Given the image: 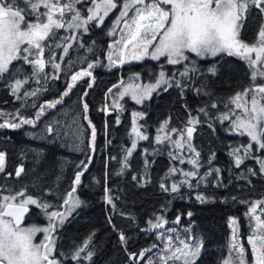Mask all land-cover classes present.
<instances>
[{
	"label": "trees",
	"instance_id": "obj_1",
	"mask_svg": "<svg viewBox=\"0 0 264 264\" xmlns=\"http://www.w3.org/2000/svg\"><path fill=\"white\" fill-rule=\"evenodd\" d=\"M90 6L89 0L76 5L83 12ZM262 25L264 13L250 8L242 21L240 39L249 45L256 43ZM116 38L110 37L107 27L90 24L88 32L80 33L65 55L62 71L57 73L59 79L49 78L46 84L41 79L36 87L33 67L23 60L11 65V76L5 74V78L0 79V113L15 114L19 111L31 118L41 104L62 96L66 83L71 82L70 74L81 69L91 72V76L81 78L78 83L76 81L69 96L63 97V102L57 105L55 111L41 117L36 127L0 128V152L6 155L5 172L12 174L0 173V188L24 190L38 201L46 203L48 200L51 203L49 207L54 208L61 204L56 200L65 199L67 192L72 190L76 174L83 171L81 208L57 233L62 264H78L72 255L89 238L88 250L92 256L83 264H146L147 260L162 253L156 256L160 247L154 246L161 229L149 224V221L155 223L158 218L168 221V225L175 227L173 230L179 233L192 229L193 234L202 240L203 253L195 264H222L231 237L230 219H238L243 235L248 232V221L243 214L251 202L264 200V174L259 173L256 159H245L239 168L236 167L233 149L243 150L249 140L246 136L236 135L230 120L221 117L232 110L231 98L236 93L251 88L253 83L264 81L257 78L253 82L247 62L227 54L214 58L188 54L189 61L175 66L169 65L166 59H145L129 64L131 59L121 69L106 71L108 52ZM52 52L61 63L63 51L52 45ZM48 55L47 49L45 58ZM88 64L93 67L88 69ZM213 66L215 74L209 71ZM186 67L187 75H181ZM45 71L50 75L53 72L50 67H46ZM161 72L166 75L170 86L154 92L143 106L137 107L126 100L120 110L113 106L117 84L121 80L124 84L138 74L147 77ZM17 79L27 81L25 88L35 90L44 85L47 90L40 91L36 97L17 98L9 88V84ZM109 89L112 91L109 92ZM85 92L87 95H84ZM85 103L88 105L87 113L83 108ZM68 108L81 115L86 127V144L80 151L60 149L58 143L51 140L54 136L47 141L42 140V129L59 111ZM190 120L199 122L190 125ZM165 122L169 132L176 130L171 133L174 138L182 130L194 128L188 141L191 148L188 146L189 151L183 154L189 160L195 158V152L200 153L196 158L198 176L190 177V182L186 184L180 183L185 179L180 170L196 169L188 160L180 164L173 159L172 153L167 151L169 145L166 140L157 142L159 133L155 134ZM134 126L147 139L138 142L131 151L132 155L127 156ZM92 127L96 130L95 141L92 140ZM168 140L170 142L171 139ZM126 156L127 166L124 163ZM253 156L264 157V152L257 150ZM68 158L70 164H66ZM20 167L24 168V172L16 177L15 172ZM173 167L177 169L176 174H170ZM249 169L256 170L257 174L251 175ZM204 175L208 177L205 179ZM161 183L168 187L177 183L179 190L164 191ZM189 184L192 186L189 187ZM31 209L26 224L42 225L47 215L45 210L32 205ZM121 233L126 242L120 240ZM141 252L145 253L141 261L130 258V253Z\"/></svg>",
	"mask_w": 264,
	"mask_h": 264
},
{
	"label": "snow or ice",
	"instance_id": "obj_2",
	"mask_svg": "<svg viewBox=\"0 0 264 264\" xmlns=\"http://www.w3.org/2000/svg\"><path fill=\"white\" fill-rule=\"evenodd\" d=\"M83 3L84 0H0V79H4L5 74L11 76L9 66L17 60H23L32 65L33 74L38 78L37 83H40L41 79L44 84L49 78L59 79L60 76L57 73L61 70V63L52 52V45L55 44L64 54H67L72 47L71 42L77 39L76 30L82 29L86 32L90 24L102 26L110 13L115 11L117 14L108 31L110 36L118 35V39L114 40L108 52V60L112 65L122 66L130 59L139 60L145 56L154 60L165 57L168 64L176 65L189 61L190 57L187 53L200 58L217 57L223 53L245 60L253 82L257 78L264 81V25L258 32V40L252 45L243 42L239 37L245 14L250 8L264 13V0H89L91 6L86 12L76 7L77 4ZM60 29H65L72 34L58 37L57 32ZM57 40L61 42L57 43ZM46 48L49 50L47 58L44 56ZM46 67L53 70L51 75L45 71ZM92 67V64L87 65L88 69ZM209 71L215 74V66ZM187 73L186 67L181 75H187ZM160 75L161 80L154 85L140 86L139 89L129 86L119 95L123 97L131 90L133 99L139 103L161 83H167L164 80V73L161 72ZM85 76H91V72L81 69L70 74L71 82L66 83V90L63 91L62 96L41 104L31 118L21 115L19 111L15 114L0 113V121H2L0 128L18 129L23 125L36 127L37 122L46 114V109H55L61 104L63 97L69 96L76 81ZM26 82L17 79L9 84L12 94L17 98L25 99L36 97L40 91L47 90L42 85L39 89L25 90L22 95H18L22 84ZM111 91L109 89V92ZM84 95L87 93L85 92ZM231 102L235 108L241 110L239 113L231 114L232 127L250 140L243 150L233 149L235 165L239 168L245 159H256L260 166L259 173L264 174V157L253 156V152L257 150L264 152V82L253 83L251 88H246L242 93H236L231 98ZM113 106L119 107L115 104ZM83 108L87 113L86 103ZM5 116H7L6 119ZM84 118L87 119V116L85 115ZM221 119H230V117L224 115ZM198 122L190 120L189 124ZM89 124L91 125V121ZM166 124L167 122L161 127V131ZM46 130L49 134L53 133L51 126H48ZM171 131L176 130L171 129ZM193 131V127H188L186 137L185 132H180V139L173 140L172 143L177 148L183 149L184 142L191 140ZM133 132L141 139H147L135 126ZM95 135V127H92L93 141H95ZM157 142H162L159 136ZM136 147V143L133 142L131 149ZM189 148H191L190 144ZM192 151L195 150L192 149ZM131 154V150H127V156ZM199 155V152H195V158L187 161L196 169L195 171L180 170L185 178L180 182L181 184L188 183L190 177L198 176L199 164L196 158ZM127 156L125 166H127ZM173 159L178 160L180 164L185 163L182 156L176 155ZM5 166L6 155L0 152V173L11 176V173L5 172ZM22 172L24 168L20 167L15 172V176L19 177ZM176 172L175 167L170 169V174H176ZM249 173L257 174L254 169H249ZM82 175L83 171L76 174L74 180L76 185L81 183ZM133 179L135 180L136 177ZM191 186L189 184V187ZM160 187L164 191L179 190L177 183H172L170 187L161 183ZM5 191L7 194H2ZM75 191L73 187L67 193V199L63 201L64 205L68 206L67 211H71L79 204V200L73 196ZM198 199L201 198L198 197ZM29 205H36L45 210L48 217L46 227L22 226ZM48 208V204L34 199L24 190L0 188V264H62L60 259L62 254L56 248L54 233L64 223L66 212H48ZM255 212L256 206L252 205L250 213L254 215ZM254 218L257 221V231L248 238L252 264H264V220L257 215H254ZM163 223L164 221L159 218L155 223L149 221L153 228H159ZM232 223L235 225L236 221L233 220ZM37 233H43V238L39 242L35 240ZM120 240L126 242L123 233L120 234ZM89 242L90 238L73 253L72 259L78 261V264L91 259L92 253L88 250ZM180 243L183 247L172 245L169 241L166 254L161 258V264H168L169 260H179L182 264H195L201 245H189L184 241ZM237 247V256L226 261L225 264H247L244 246H237L234 243L233 248ZM144 254L141 252L129 255L131 259L138 262L144 258Z\"/></svg>",
	"mask_w": 264,
	"mask_h": 264
},
{
	"label": "rangeland",
	"instance_id": "obj_3",
	"mask_svg": "<svg viewBox=\"0 0 264 264\" xmlns=\"http://www.w3.org/2000/svg\"><path fill=\"white\" fill-rule=\"evenodd\" d=\"M116 14H117V12H115V11L110 13L109 17H107L105 19L104 25L99 26V27L100 28L107 27V30L109 31V28L111 27V22L114 19ZM64 31L67 34H65V33L62 34V32H64ZM240 31H241V29H240ZM87 32L88 31L85 32L82 29L76 30V37H78L80 33L84 34ZM71 34H72L71 32H69L65 29H60L57 32L58 37H66V36L71 35ZM110 37H114V36H110ZM116 37H117L116 39H118V35ZM239 37H240V32H239ZM71 43L73 44V41ZM53 45H55V44H53ZM46 50H47V48L45 49L44 56L46 55ZM188 54L190 55L191 53H187V55ZM65 55L66 54L63 53V55L60 58L61 66H63V63H64L63 61L65 59ZM192 55H194V54H192ZM254 55L255 54L253 53V56ZM107 58H108V56H107ZM207 58H214V57H207ZM145 59H151V58L148 56H145L144 58L139 59V60L132 59V61L129 64L140 63V62L144 61ZM162 59H166V58L161 57L158 60H154V59H151V60L160 61ZM14 62L15 61H13L12 64ZM107 62L108 63H107L106 71H110V70H114V69H121V67H122V66L110 64L109 60H107ZM68 64H69V62H68ZM169 65L175 66L173 64H169ZM176 65H178V64H176ZM10 67H11V65L9 66V68ZM61 71H62V68H61ZM37 79L38 78L36 76H34L33 81L36 84V87H38V85H40L39 83L36 82ZM79 80H81V79H78L77 83L80 82ZM159 80H161L160 74L156 75V76L149 75L147 77L138 74V75H135V77H132L131 79H129L124 84H122L123 81L121 80V82L119 84H117V88H116L117 91L115 93L116 96L113 98L114 99L113 105L114 104L119 105V107H116V108L118 110H120L122 108L123 102L126 100L127 102H130L137 107L143 106L144 103L148 102L151 99L154 92L160 90L161 88L170 86V83H169L166 75H164V80H166L167 83H161L147 97L140 100L139 103L137 102L136 99H133L131 90L128 92V94L124 95L123 97H121L119 95L120 92H123L125 88H129V86H134L136 89H139L140 86L154 85ZM77 83H75V86ZM25 90L32 91L33 88H25V84L23 83L21 86L20 92H24ZM111 105H110V107H111ZM231 109L232 110L230 112H228V114H227L230 117V119H229L230 123H231V119H232L231 114L233 112L239 113L241 111L240 109L235 108V105L232 102H231ZM52 110H54V109H46V114L43 117L48 116V113L51 112ZM106 111H108V107L106 108ZM231 125H232V123H231ZM48 126H51L53 128V133H54L53 135L56 136L57 139L59 140V142L62 145H64V147L69 149L70 151H80L82 149L83 145L85 144L86 137H87L86 136V127H85V124L83 123L81 115H79L76 112V110L73 108L63 109V110L59 111L58 115L53 117V119L51 120V122L49 123ZM48 126H45L42 129L41 133H48L46 130ZM162 126H164V125H162ZM136 129L140 133H142L138 128H136ZM186 129L181 131V132H185V137H186ZM89 130L91 132L90 127H89ZM233 130H234V128H233ZM132 133H133L132 143L135 142L137 145L138 142L143 141V139H141L139 136H137L134 132H132ZM158 133H159V137L161 138V140H166L168 142L169 146L167 148V151L169 150V153H172L173 156L174 155L175 156L176 155L182 156L185 160H188V158H186L185 155L183 154L184 151H187V152L189 151L188 150V146H189L188 141L184 142V148L183 149H179L172 143L173 140L180 139L179 135L176 138H174L173 135L171 134L173 132H169V129L167 128V126L164 127L163 131H161V128H160L155 135H157ZM235 134L240 135L239 132L236 130H235ZM170 135H171V137H170ZM242 136L245 137L246 135H242ZM169 138L171 139L170 142L168 140ZM247 138L249 140V137H247ZM249 142H250V140H249ZM150 144H153V143H150ZM129 150L132 151L134 149H131V147H130ZM203 177L206 179V177H208V175H204ZM188 182H190L189 178H188ZM252 205L256 206V212L254 215L260 216L261 220H264V215H261V213H264V200L263 199L251 202L250 206L245 209L243 216L248 221V226H247L248 232H244L245 235H243L241 227L238 223V219L236 217H233L230 219L231 237H230L227 249H226V251H227L226 258L223 260L222 264H225L226 261H230L232 258H235L237 256L238 247L236 249H234L233 248L234 243L237 246H239V245L244 246V248H245V259L247 261V264H252V257H251V253H250V245L248 244V238L253 234V232L257 231V229H256L257 221L254 218V215L250 213V207ZM29 206H31V205H29ZM32 206H36V205H32ZM233 220L236 221L235 225H233V223H232ZM26 226H36V225H26ZM37 227H39V226H37ZM165 227H169V228H165ZM158 229H161V232H160V234H158V236H157L158 241L155 243L154 246L157 248L158 247L157 245H159V247H160V248H158L159 252L156 253V256L160 252H162V253L158 257L151 258V259L147 260L146 264H161V258L166 254V249L169 247V241H171L172 245H177L180 247H183V245L180 243L181 241H184V242L188 243L189 245H193V244L201 245L199 255L196 257L195 262L197 261L199 256H201V254L203 253L202 240L198 239L197 236H195L193 234L192 229H188L186 231H182L181 233H179L177 230H173V229H176L175 227L168 225V221H164L163 225L161 227H159ZM234 229H235V232H234ZM35 240H36V238H35ZM141 260H139V261H141ZM168 264H182V261L169 260Z\"/></svg>",
	"mask_w": 264,
	"mask_h": 264
},
{
	"label": "flooded vegetation",
	"instance_id": "obj_4",
	"mask_svg": "<svg viewBox=\"0 0 264 264\" xmlns=\"http://www.w3.org/2000/svg\"><path fill=\"white\" fill-rule=\"evenodd\" d=\"M2 134V133H1ZM4 134V136H6L7 135V133H3ZM32 134V133H31ZM54 133H52V134H49V133H43V135H42V140L43 141H47V140H49V138H51L52 136H54L53 135ZM33 135H36V133H33ZM37 136V135H36ZM0 138H2V137H0ZM51 140H53V141H55V142H57L58 143V147L60 148V149H62V148H64L65 150H67L68 151V149L66 148V147H64V145H62L60 142H59V140L57 139V137L56 136H54V139H51ZM86 144V143H85ZM66 161V164L67 163H71V161L69 160V158L68 159H66L65 160ZM87 172H88V170H86ZM75 180V179H74ZM59 181H60V179H59ZM81 182H82V178H81ZM73 187H75V189H76V191L73 193V196L76 198V199H78L79 200V204L75 207V208H73L71 211H67V208H68V206H66V205H64V203H63V201L65 200V199H67V195H66V198L65 199H62V200H60V199H58V200H56L57 202H61V204L59 205V206H57V207H49L48 208V210H50L49 212H51V211H60V212H66V218H65V220H64V223L63 224H65L73 215H74V213H76L80 208H81V198H80V184L79 185H76L75 183H74V181H73ZM72 187V188H73ZM68 191V190H67ZM66 191V192H67ZM68 192H70V191H68ZM67 192V193H68ZM64 198V197H63ZM45 204H48V205H50L51 203L48 201V200H46V203ZM29 207V212H28V215L26 216V218H25V223L22 225V226H26L27 224H26V221H27V218L31 215V213H32V209H31V206H28ZM43 210V209H42ZM35 221L36 222H40V221H37L36 219H35ZM47 224H48V217H47V215H46V218H43V224L42 225H40L39 227H46L47 226ZM62 224V225H63ZM61 225V226H62ZM60 226V227H61ZM59 227V228H60ZM59 228L56 230V232L54 233V235H55V240H56V248H57V250H58V245H57V233H58V230H59ZM43 238V233H37V235H36V242H39L41 239Z\"/></svg>",
	"mask_w": 264,
	"mask_h": 264
},
{
	"label": "water",
	"instance_id": "obj_5",
	"mask_svg": "<svg viewBox=\"0 0 264 264\" xmlns=\"http://www.w3.org/2000/svg\"><path fill=\"white\" fill-rule=\"evenodd\" d=\"M29 209V208H28ZM28 212H29V210H28ZM28 212L25 214V217H24V222H25V218H26V216L28 215Z\"/></svg>",
	"mask_w": 264,
	"mask_h": 264
}]
</instances>
